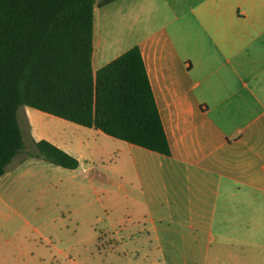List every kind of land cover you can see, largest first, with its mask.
<instances>
[{"label": "crops", "instance_id": "0c3cea01", "mask_svg": "<svg viewBox=\"0 0 264 264\" xmlns=\"http://www.w3.org/2000/svg\"><path fill=\"white\" fill-rule=\"evenodd\" d=\"M134 47L168 154L74 122L40 133L54 115L33 108L26 118L35 141L55 144L80 164L97 143L102 159H116L119 199L150 224L120 235L132 241L124 242L125 252L264 264V0H117L96 7L94 73ZM34 154H18L0 177V264L25 255L26 241L15 237L40 219L35 208L51 187L47 161Z\"/></svg>", "mask_w": 264, "mask_h": 264}, {"label": "trees", "instance_id": "16d2710c", "mask_svg": "<svg viewBox=\"0 0 264 264\" xmlns=\"http://www.w3.org/2000/svg\"><path fill=\"white\" fill-rule=\"evenodd\" d=\"M117 0H0V177L24 148L22 106L168 154L141 51L95 74L94 12ZM34 154L68 169L79 160L47 141Z\"/></svg>", "mask_w": 264, "mask_h": 264}, {"label": "rangeland", "instance_id": "374dc122", "mask_svg": "<svg viewBox=\"0 0 264 264\" xmlns=\"http://www.w3.org/2000/svg\"><path fill=\"white\" fill-rule=\"evenodd\" d=\"M32 110L35 109L22 106L18 111L24 141L19 156L37 152L36 135L26 118ZM63 123L74 125L62 118L47 116L42 121L40 133H52L57 127L62 128ZM110 148L116 156L117 146ZM85 154L77 169L46 162L47 188L51 187L43 203L35 208L40 219L31 220L22 235H16L17 242L26 241V253L13 257L10 264H150L153 261L155 264H197V256L188 253L172 254L171 251L165 256L147 257L142 253L125 252L124 242L132 241H124L120 235L127 228H150V224L140 219V210L119 199L116 159H102L99 143L94 156ZM50 193L57 195L54 201H50ZM172 229L176 231L181 226L172 225Z\"/></svg>", "mask_w": 264, "mask_h": 264}]
</instances>
